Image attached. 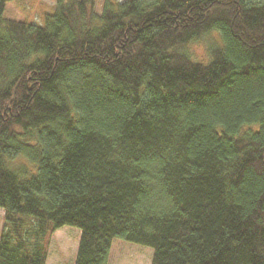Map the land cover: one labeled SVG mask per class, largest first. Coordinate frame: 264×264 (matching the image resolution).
<instances>
[{
	"label": "trees",
	"instance_id": "16d2710c",
	"mask_svg": "<svg viewBox=\"0 0 264 264\" xmlns=\"http://www.w3.org/2000/svg\"><path fill=\"white\" fill-rule=\"evenodd\" d=\"M6 2L0 264H46L64 225L75 264L115 238L151 264H264V0H57L41 23Z\"/></svg>",
	"mask_w": 264,
	"mask_h": 264
},
{
	"label": "rangeland",
	"instance_id": "374dc122",
	"mask_svg": "<svg viewBox=\"0 0 264 264\" xmlns=\"http://www.w3.org/2000/svg\"><path fill=\"white\" fill-rule=\"evenodd\" d=\"M96 10L100 11L105 0H93ZM125 1V0H115ZM57 0H7L4 16L32 23H41L47 11H53ZM209 37V39H207ZM206 38V39H205ZM220 43V35L212 32L191 45L193 57L207 62L210 58L209 41ZM19 161L29 163L20 157ZM5 224V210L0 207V239ZM81 230L75 226L64 225L51 235L46 264H75ZM153 248L120 238L112 242L110 264H151Z\"/></svg>",
	"mask_w": 264,
	"mask_h": 264
}]
</instances>
